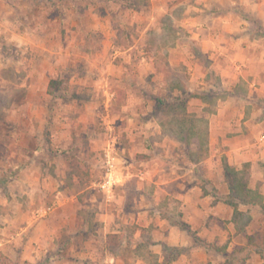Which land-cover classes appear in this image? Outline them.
<instances>
[{
    "label": "rangeland",
    "instance_id": "1",
    "mask_svg": "<svg viewBox=\"0 0 264 264\" xmlns=\"http://www.w3.org/2000/svg\"><path fill=\"white\" fill-rule=\"evenodd\" d=\"M206 3L0 0V264H156L160 250L171 261L190 251L161 241L166 223L189 229L178 193L196 185L238 207L259 190L247 165L228 195L224 169L207 177L208 120L187 98L201 85L169 65L176 43L205 63L187 21ZM242 208L232 218L247 243L228 263L253 251L264 262V210Z\"/></svg>",
    "mask_w": 264,
    "mask_h": 264
},
{
    "label": "crops",
    "instance_id": "2",
    "mask_svg": "<svg viewBox=\"0 0 264 264\" xmlns=\"http://www.w3.org/2000/svg\"><path fill=\"white\" fill-rule=\"evenodd\" d=\"M203 1L225 4L219 9L207 3L209 10L197 7L198 13L187 21L188 27L194 29L188 30V42L205 56V63L199 61L191 46L176 43L170 49L173 59L169 65L173 70L187 66L189 76L184 77L196 87L201 85L197 94L204 97L193 96L188 103L200 106L208 120L206 153L200 161L211 167L207 177H212V168L222 172L224 164L234 168L250 166L252 177L261 184L258 193L264 203V0ZM193 89L196 88L188 91ZM186 158L188 170L192 168L196 175L198 170L191 163L197 161L191 156ZM219 195L220 192L204 193L196 185L178 193L176 197L187 217L183 225L206 244L198 245L194 236L181 229L182 225L166 223L168 234L162 235V243L172 247L188 245L190 251L169 262L164 252L156 251V264H229L233 249L246 245L247 240L236 229L232 218L234 207L219 199ZM241 205L262 210L257 205L239 204L236 211H246ZM254 220L252 217L251 223ZM214 243L224 251H217ZM263 263L255 251L245 261V264Z\"/></svg>",
    "mask_w": 264,
    "mask_h": 264
},
{
    "label": "trees",
    "instance_id": "3",
    "mask_svg": "<svg viewBox=\"0 0 264 264\" xmlns=\"http://www.w3.org/2000/svg\"><path fill=\"white\" fill-rule=\"evenodd\" d=\"M55 84V82L54 81H52L51 83H50V87L52 86V85H54ZM50 93L52 92V90L51 89H49L48 90ZM193 96H195V97H204V96H202V95H200V94H194V95H189L187 98H191V97H193ZM186 98V99H187ZM161 102H163V100L161 101ZM203 146V144H198V146H197V149L200 151ZM229 172L231 173L230 175H229ZM224 173H225V180H227L228 182V185H229V194L232 192H234L235 190H234V188H236L237 187V183L239 182V177H238V170L236 169V168H234V167H231V166H229V165H227V164H224ZM242 187V191H246L247 190V187H246V185H242L241 186ZM247 193H249L250 194V200H245V201H241V203L242 204H248V205H257V206H260L263 210H264V203H263V200H262V196L258 193V191H256V190H250L249 188H248V190H247ZM256 199V200H255ZM232 207H234V209H235V212H237L236 211V206H232ZM185 227H187V226H185L184 225V228ZM188 228V227H187ZM188 233L190 234V235H192V236H194V239H195V241L196 242H198V241H200V239L197 237V236H195V233L194 232H192V231H190L189 229H188ZM117 235L116 234H108L107 235V237H106V242H107V246H108V248L111 250V251H113L115 248L113 247L114 246V241H116L117 240ZM217 251H219V249H216ZM222 250H220V252H221ZM224 251V250H223ZM222 251V252H223ZM259 253V252H258ZM3 259H5L1 254H0V260H3ZM232 259V258H231ZM228 260H230V256L228 257ZM243 261H244V259H243ZM168 262H169V260H168Z\"/></svg>",
    "mask_w": 264,
    "mask_h": 264
},
{
    "label": "built area",
    "instance_id": "4",
    "mask_svg": "<svg viewBox=\"0 0 264 264\" xmlns=\"http://www.w3.org/2000/svg\"><path fill=\"white\" fill-rule=\"evenodd\" d=\"M107 163H109V162H107ZM111 172L110 171L107 172L106 179H105V181L100 186V188L102 189V191L107 192L109 195H111L112 190H113V186H114V183H115L113 181V175H112Z\"/></svg>",
    "mask_w": 264,
    "mask_h": 264
}]
</instances>
